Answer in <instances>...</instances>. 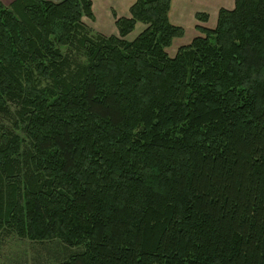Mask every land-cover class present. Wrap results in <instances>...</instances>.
<instances>
[{
	"label": "trees",
	"instance_id": "1",
	"mask_svg": "<svg viewBox=\"0 0 264 264\" xmlns=\"http://www.w3.org/2000/svg\"><path fill=\"white\" fill-rule=\"evenodd\" d=\"M171 2L136 0L106 36L91 0L0 1V114L16 103L29 142L0 129V247L10 231L82 248L64 264H264V0L174 57Z\"/></svg>",
	"mask_w": 264,
	"mask_h": 264
},
{
	"label": "crops",
	"instance_id": "2",
	"mask_svg": "<svg viewBox=\"0 0 264 264\" xmlns=\"http://www.w3.org/2000/svg\"><path fill=\"white\" fill-rule=\"evenodd\" d=\"M4 5L9 6L15 0H0ZM52 2H58V0H47ZM92 11L94 20L91 21L93 29L100 31L105 35H118L116 28V18H129L130 8L136 2V0H91ZM236 0H172L171 10L169 13L170 22L185 31V35L182 38L175 39L173 41H182L185 43L182 46L188 45L191 41L199 36L196 30L197 26H203L207 28H215L218 20L219 11L221 9L232 10L235 7ZM208 15L207 22H199L196 18L197 14ZM86 18H84V21ZM95 26V27H94ZM145 25L138 23L135 31L131 33V36L139 35L144 29ZM188 32L191 34L188 35ZM127 38V39H128ZM172 44V46H173ZM172 46L167 50L168 52ZM176 49L173 54L169 55L174 57Z\"/></svg>",
	"mask_w": 264,
	"mask_h": 264
},
{
	"label": "rangeland",
	"instance_id": "3",
	"mask_svg": "<svg viewBox=\"0 0 264 264\" xmlns=\"http://www.w3.org/2000/svg\"><path fill=\"white\" fill-rule=\"evenodd\" d=\"M84 22L95 33H100V31L93 29L91 20L86 18ZM137 36L136 34L130 38L127 37V40L132 41ZM184 44L181 40L176 41L170 51L167 52L172 55L175 49L177 52ZM60 49L63 55L70 56L74 63L86 64V58L81 52L75 51L72 47H61ZM18 109L16 103H11L9 104V113L0 114V129L13 131L24 139L23 150L26 151L29 149V142L24 132L20 128L16 129L14 124L17 121ZM82 251V248H70L60 240L32 242L27 239H20L12 232L6 231L1 239L0 264H64L72 255L79 254Z\"/></svg>",
	"mask_w": 264,
	"mask_h": 264
}]
</instances>
